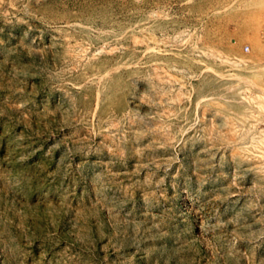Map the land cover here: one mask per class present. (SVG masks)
<instances>
[{
  "label": "rangeland",
  "instance_id": "1",
  "mask_svg": "<svg viewBox=\"0 0 264 264\" xmlns=\"http://www.w3.org/2000/svg\"><path fill=\"white\" fill-rule=\"evenodd\" d=\"M0 264H264V0H0Z\"/></svg>",
  "mask_w": 264,
  "mask_h": 264
},
{
  "label": "built area",
  "instance_id": "2",
  "mask_svg": "<svg viewBox=\"0 0 264 264\" xmlns=\"http://www.w3.org/2000/svg\"><path fill=\"white\" fill-rule=\"evenodd\" d=\"M242 51H243V53L248 54L249 51H250L249 46L248 45H244L243 48H242Z\"/></svg>",
  "mask_w": 264,
  "mask_h": 264
},
{
  "label": "bare ground",
  "instance_id": "3",
  "mask_svg": "<svg viewBox=\"0 0 264 264\" xmlns=\"http://www.w3.org/2000/svg\"><path fill=\"white\" fill-rule=\"evenodd\" d=\"M262 88V87H261ZM263 90V89H262ZM263 92V91H262Z\"/></svg>",
  "mask_w": 264,
  "mask_h": 264
}]
</instances>
